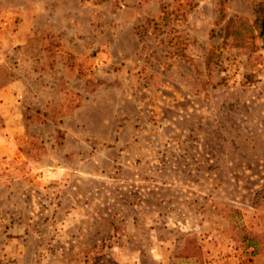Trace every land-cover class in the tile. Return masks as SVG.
Wrapping results in <instances>:
<instances>
[{
	"label": "rangeland",
	"instance_id": "obj_1",
	"mask_svg": "<svg viewBox=\"0 0 264 264\" xmlns=\"http://www.w3.org/2000/svg\"><path fill=\"white\" fill-rule=\"evenodd\" d=\"M80 3L94 30L76 40L130 23L137 56L83 66L68 0H0V264H245L242 229L264 234V0ZM97 72L99 105L63 124Z\"/></svg>",
	"mask_w": 264,
	"mask_h": 264
},
{
	"label": "crops",
	"instance_id": "obj_2",
	"mask_svg": "<svg viewBox=\"0 0 264 264\" xmlns=\"http://www.w3.org/2000/svg\"><path fill=\"white\" fill-rule=\"evenodd\" d=\"M61 1V0H58ZM59 3V2H58ZM60 6V5H59ZM68 9L67 15L69 13H72V18L70 19V25L71 28L66 30L67 34V40H64L66 42L65 48L72 47L74 50L79 47L81 50V56L82 59L79 61L83 64V66H93L94 65H107V66H113L117 63L115 62H122L124 60H130L137 56V54L140 52V43L138 39L136 38L134 34L133 26H131L130 23L119 25L116 29L114 28L112 32L108 35H103L99 37V39H89L86 38L85 40L78 41L76 38L78 36H90L92 37L93 27H92V20L94 13L92 12V9L85 7L80 3V0H68V5L64 6ZM59 12V11H57ZM62 13H60L61 15ZM61 29H50L49 32L53 35H58L61 32L59 31ZM18 44L24 45L26 44V38L25 36L19 35L16 38ZM87 48H89L87 50ZM73 52L72 49H69ZM68 50V51H69ZM78 60V59H77ZM102 74L101 72H97L94 75H91L90 73L86 75V78H92V80H95L94 86L95 88L92 89L91 92L87 93L88 98H83L79 101L78 105L74 106L70 112L62 117V123L66 124L67 121L72 120L75 124L82 123L83 116L82 113L90 111V107H94L96 105H99V96L102 95L103 88L100 86L101 82L99 83V77L96 75ZM108 75V74H107ZM96 76V77H95ZM84 92V90H81ZM91 109V108H90ZM93 110V109H92ZM62 124V125H63ZM10 141L7 143V153H6V160H14L17 159L18 161L27 160V156L23 155L20 151H18V147L21 146V142L25 141V138L14 140L13 138L9 139ZM78 143H83L80 139ZM65 145V144H64ZM67 148V145H65ZM67 152V151H66ZM65 152V153H66ZM33 162V160H31ZM38 165V166H37ZM40 164H33L32 167H29V169H32V178L36 176V172L38 170L44 171V175L42 176L43 181L49 180L52 176H54L56 173L60 176L65 175V169L57 166L56 172H48L47 166H42ZM46 168V169H45ZM51 168V167H50ZM55 169V168H54ZM59 172V173H58ZM78 176L85 175L83 172L78 171L76 172ZM30 175V176H31ZM39 179V178H38ZM74 188V187H72ZM6 216V215H5ZM27 229L26 225L23 224H15L14 226L8 228V231L12 237L9 239V244H11L12 241L23 239L25 236V231ZM245 264H264V255L258 252L257 254H250L248 257V260L245 261Z\"/></svg>",
	"mask_w": 264,
	"mask_h": 264
},
{
	"label": "trees",
	"instance_id": "obj_3",
	"mask_svg": "<svg viewBox=\"0 0 264 264\" xmlns=\"http://www.w3.org/2000/svg\"><path fill=\"white\" fill-rule=\"evenodd\" d=\"M259 22V34L262 36L264 35V9L260 10V15L258 16ZM250 35L252 36L253 31L251 30ZM242 243L245 250H250L249 253L254 255L259 252V240H264V234H253L245 229H242Z\"/></svg>",
	"mask_w": 264,
	"mask_h": 264
}]
</instances>
